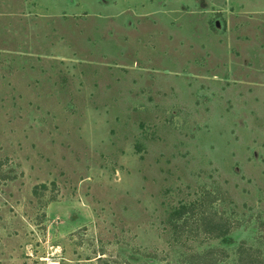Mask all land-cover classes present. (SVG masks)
Listing matches in <instances>:
<instances>
[{"label":"rangeland","instance_id":"obj_1","mask_svg":"<svg viewBox=\"0 0 264 264\" xmlns=\"http://www.w3.org/2000/svg\"><path fill=\"white\" fill-rule=\"evenodd\" d=\"M0 264H264V0H0Z\"/></svg>","mask_w":264,"mask_h":264}]
</instances>
